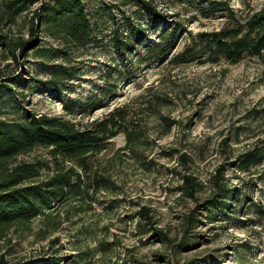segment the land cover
Here are the masks:
<instances>
[{
  "label": "rangeland",
  "instance_id": "rangeland-1",
  "mask_svg": "<svg viewBox=\"0 0 264 264\" xmlns=\"http://www.w3.org/2000/svg\"><path fill=\"white\" fill-rule=\"evenodd\" d=\"M84 1L95 23V38L87 48L67 58L29 56L19 65L0 48V85L7 87L0 93L4 117L16 118L23 110L88 124L123 108L143 139L135 150H125L124 133L111 140L92 158L93 171L106 174L111 187L71 199L56 207L51 218H39L26 229L14 228L3 243L0 264H264V66L256 58L230 65L176 62L170 56L143 65L134 80L117 82L116 96L107 99L100 91L106 88L102 76L120 63L113 32L127 34L136 8L121 7L123 0ZM224 1L244 15L264 6V0ZM173 6L169 14L183 29L174 52L183 48L189 32L224 25L220 14L204 16V4ZM148 30L147 44L162 33ZM29 33L27 14L10 27L0 19V34L29 38ZM38 38L40 46L60 47L45 34L38 32ZM64 63L81 72L62 93L53 94L36 82ZM19 67L24 80L18 72L13 75ZM90 96L94 105L89 107ZM251 152L258 160L249 172L241 171L243 156ZM39 162L53 168L44 149L19 156L13 166ZM220 170L224 182L238 188L241 200L226 214L211 213L207 205L215 197ZM40 174L34 182L52 176L42 168ZM184 176L196 180V191L182 189ZM143 207L170 243H162L154 231H138L135 218ZM189 220L195 221L193 226ZM182 242L187 245L177 247Z\"/></svg>",
  "mask_w": 264,
  "mask_h": 264
},
{
  "label": "trees",
  "instance_id": "trees-1",
  "mask_svg": "<svg viewBox=\"0 0 264 264\" xmlns=\"http://www.w3.org/2000/svg\"><path fill=\"white\" fill-rule=\"evenodd\" d=\"M0 1V19L5 21L7 27L16 25L24 14L29 15V38L0 34V48L18 65L22 58L29 56L54 59L64 55L67 58L72 51L85 49L94 41L93 14L84 0ZM176 2H189L194 6L204 4L201 8L204 16L220 14L224 25L215 31L189 32L183 48L174 52L183 30L182 23L169 14ZM129 6L136 10L134 20L129 18L127 34L119 35V30L113 32V47L120 63L116 65L118 68L111 66L104 71L102 77L106 88L100 91L105 97H115L119 87L117 82L134 80L143 65L163 61L170 56L176 62L194 60L201 64H213L224 61L230 65L240 64L246 58H256L264 66V6L246 15L237 13L224 0L122 1L121 7ZM151 28L160 29L162 33L156 41L147 44V31ZM38 32L58 41L60 47L40 46ZM65 65L53 66L45 80L36 82L43 84L53 94L62 93L66 85L81 72L76 67ZM114 69L116 81V78H111L114 77L111 76ZM22 70L23 67H19L13 75L18 72V77L22 75L21 80H24ZM6 88L4 84L0 85V93ZM93 101V96H90L87 102L89 107L94 105ZM4 115V108L0 105V253L14 228L26 229L39 218H51L57 212L56 207L71 199L83 198L89 195L90 190L100 192L111 187L106 174L93 171L92 161L94 156L107 149L111 140L124 133L128 141L125 150H135L143 139L137 130L138 124L129 120L130 115L123 108H116L104 118L88 124L64 116L23 110L13 119H7ZM36 149L48 152L53 168L41 162L13 166L19 156ZM257 160L258 154L251 152L243 156L238 167L241 171L249 172ZM40 168L47 169L52 176L42 182H34L41 175ZM183 179L182 189L186 193L196 191L197 184L193 177L184 176ZM214 188L215 197L207 202L211 213L220 210L226 214L234 204H240L238 188L224 182L221 170L215 177ZM149 212L146 207L138 212L135 218L138 231L142 235L154 231L162 243H170L163 230L153 227ZM194 222L189 220L188 225L193 226ZM184 245L187 243L182 242L177 247L183 248Z\"/></svg>",
  "mask_w": 264,
  "mask_h": 264
}]
</instances>
